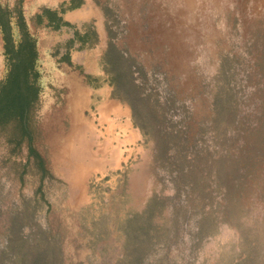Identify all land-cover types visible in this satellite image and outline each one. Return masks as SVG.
I'll use <instances>...</instances> for the list:
<instances>
[{"label": "rangeland", "instance_id": "obj_1", "mask_svg": "<svg viewBox=\"0 0 264 264\" xmlns=\"http://www.w3.org/2000/svg\"><path fill=\"white\" fill-rule=\"evenodd\" d=\"M68 1L0 0L12 15L21 7L36 38L42 91L33 145L48 171L42 175L25 143L14 147L0 133V262H15L20 238L35 246L43 232L57 264H122L126 218L159 196L165 200L153 212L155 221L171 227L170 206L187 204L188 187L171 198L159 135H144L135 125L141 140L122 145L103 132L84 77L100 71L91 76L111 85L103 62L111 40L129 57L141 111L168 136L172 155L179 142L174 131L182 130L191 144L186 155L200 152L203 172L204 151L210 161L244 156L237 175L221 179L231 185L226 196L214 183L216 170H209L210 197L194 200L184 216L178 209V232L171 230L167 252L157 242L139 264H152L162 253L159 264H264V0H86L83 18L70 23L94 28L98 40L71 50L78 51L71 64L61 58L72 30L54 31L35 19L42 8ZM2 52L0 33V79ZM201 219L209 232L198 233ZM36 254L31 250L30 259Z\"/></svg>", "mask_w": 264, "mask_h": 264}, {"label": "trees", "instance_id": "obj_2", "mask_svg": "<svg viewBox=\"0 0 264 264\" xmlns=\"http://www.w3.org/2000/svg\"><path fill=\"white\" fill-rule=\"evenodd\" d=\"M82 4L83 0H69L68 2H62L58 8L44 7L35 16L38 24L45 23L46 26L54 31L62 29L72 30V37L66 41V52L61 58L62 61L68 64H71V50L91 47L98 40V34L94 28L81 31L76 25L63 18L65 11L79 8ZM12 17L14 18V24L11 22ZM14 28L16 33H14ZM0 33L3 47L2 54L6 67L4 77L0 79V133L5 136L6 142L14 147H20L25 143L28 148V154L34 157L37 167L40 168L42 175H45L48 174V171L45 168L44 160L33 145L34 113L42 91L40 83L41 72L38 69L39 53L36 38L30 32L20 6L14 10V15H12V12L0 5ZM108 33H110L109 30ZM103 59L105 70L114 89V97L125 100L129 104L133 121L144 135H149L150 132L159 135L160 142L157 144V149L161 154L160 160L165 167H169V172L172 175L173 195L171 198H176L184 187H188L187 204L170 206L171 227L159 225L155 221L153 212L156 209H160L165 200L159 196L151 198L142 211L133 213L122 222L121 227L125 234L123 243L125 259L121 263L139 264L145 259L153 245H157V242H160L162 251L167 252L170 240L175 235L174 233L171 235V230L178 232V209L181 211V216H184L187 213V209H193L192 202L194 200L202 199L204 196L206 199L210 197L207 184L212 174H209V170L212 168L216 170L215 174L212 175L214 183L220 188L223 196H226L231 185L229 183L227 187L223 186L221 179L226 177L227 172L236 176L240 169L236 166V163H239L244 156L240 152L235 157L225 155L219 156L217 159L212 158L210 161L207 156L208 152L204 151L203 153L206 154V167L203 172L199 165L202 154L200 152L193 153L190 156L191 158L186 155V149L191 148V144L190 138L182 130L174 131L179 142L177 144V152L172 155L174 149L168 147V136L156 130L157 123L155 119L150 118L148 113L141 111L140 100L134 93V84L130 79L129 57L109 40ZM84 78L91 85L97 84L99 81L98 78L89 74H86ZM218 106L216 105L217 111L222 114L224 109L222 106ZM184 127L188 129L186 125ZM222 133H224V130ZM178 159L179 162H175ZM216 160L220 162L217 167L214 165ZM229 166L231 169L227 171L226 167ZM192 175L197 176L196 179L192 178ZM199 179L203 183L202 187H197ZM196 188H199L200 191L197 192ZM207 218L211 225L210 213H207ZM197 230L199 234L210 231L202 219L197 221ZM28 240V238H20L22 247L18 249L16 246L17 260L9 264H57L53 255L49 253L50 250L55 249L52 246L53 248L48 250L49 243L43 232L37 234L34 240V242L36 241L35 246L30 245L27 242ZM26 244L29 247L23 250ZM31 250H36L37 253L32 260L29 257ZM163 254L165 253L153 260L152 264L161 263L165 258ZM0 264L3 263L0 262Z\"/></svg>", "mask_w": 264, "mask_h": 264}, {"label": "crops", "instance_id": "obj_3", "mask_svg": "<svg viewBox=\"0 0 264 264\" xmlns=\"http://www.w3.org/2000/svg\"><path fill=\"white\" fill-rule=\"evenodd\" d=\"M85 1L86 0L83 1V4L79 8L65 11V13H63V18L68 22H74L75 19H82L83 16L80 12V8L84 6ZM77 52L78 51H74L72 54L70 53L71 59L76 56ZM87 74L96 76L101 75V72L87 71ZM106 81V79L101 78L98 83L93 86L87 83L88 93H90V95H96L97 113L99 121L104 128L103 132L106 133L107 136L111 135L112 139H117V142L122 145H136L137 142L141 140L142 135L133 123L131 108L124 101L114 97L113 88ZM116 130L119 131L118 133L122 136L121 138L119 134L116 133Z\"/></svg>", "mask_w": 264, "mask_h": 264}]
</instances>
